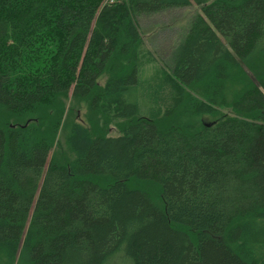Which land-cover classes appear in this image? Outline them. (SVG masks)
<instances>
[{
	"label": "trees",
	"instance_id": "obj_1",
	"mask_svg": "<svg viewBox=\"0 0 264 264\" xmlns=\"http://www.w3.org/2000/svg\"><path fill=\"white\" fill-rule=\"evenodd\" d=\"M0 264H264V0H0Z\"/></svg>",
	"mask_w": 264,
	"mask_h": 264
},
{
	"label": "rangeland",
	"instance_id": "obj_2",
	"mask_svg": "<svg viewBox=\"0 0 264 264\" xmlns=\"http://www.w3.org/2000/svg\"><path fill=\"white\" fill-rule=\"evenodd\" d=\"M197 14H199V8L191 7L190 9L170 11L166 14H159L157 16L139 21L140 26L144 29L143 33L146 47L152 53L156 61L154 64H147L144 66V80L154 77L153 75L155 74L156 69L158 66L162 65L161 61L166 59L170 48L181 40L182 36H184L185 32L188 30L192 18ZM79 111L80 117L77 118L75 122L81 123L85 126V119L83 115L86 111L85 107L81 106ZM74 120L75 117H67L66 121L68 122L65 127L66 129L62 135L59 134L60 136H57V139H62V145L68 132V127L71 122H74ZM213 120L214 119L211 117H202L198 119V121L205 123H211ZM114 125L115 123L111 125V129L109 131V136L112 137L119 135L118 130ZM52 154L53 151H51L49 159Z\"/></svg>",
	"mask_w": 264,
	"mask_h": 264
}]
</instances>
